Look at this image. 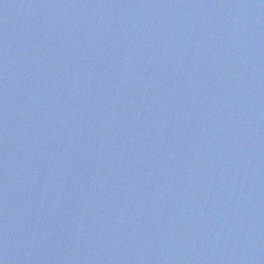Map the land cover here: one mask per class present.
<instances>
[{"label": "water", "instance_id": "95a60500", "mask_svg": "<svg viewBox=\"0 0 264 264\" xmlns=\"http://www.w3.org/2000/svg\"><path fill=\"white\" fill-rule=\"evenodd\" d=\"M0 264H264V0H0Z\"/></svg>", "mask_w": 264, "mask_h": 264}]
</instances>
